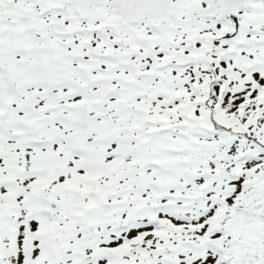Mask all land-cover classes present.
Returning <instances> with one entry per match:
<instances>
[{
  "label": "snow or ice",
  "instance_id": "snow-or-ice-1",
  "mask_svg": "<svg viewBox=\"0 0 264 264\" xmlns=\"http://www.w3.org/2000/svg\"><path fill=\"white\" fill-rule=\"evenodd\" d=\"M0 264H264V0H0Z\"/></svg>",
  "mask_w": 264,
  "mask_h": 264
}]
</instances>
